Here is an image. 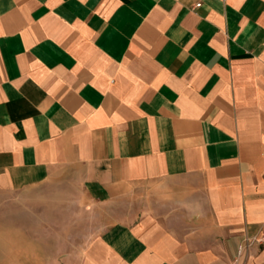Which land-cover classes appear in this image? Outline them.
I'll use <instances>...</instances> for the list:
<instances>
[{
  "label": "crops",
  "instance_id": "obj_1",
  "mask_svg": "<svg viewBox=\"0 0 264 264\" xmlns=\"http://www.w3.org/2000/svg\"><path fill=\"white\" fill-rule=\"evenodd\" d=\"M67 181L86 243L0 264H264V0H0V201Z\"/></svg>",
  "mask_w": 264,
  "mask_h": 264
},
{
  "label": "rangeland",
  "instance_id": "obj_2",
  "mask_svg": "<svg viewBox=\"0 0 264 264\" xmlns=\"http://www.w3.org/2000/svg\"><path fill=\"white\" fill-rule=\"evenodd\" d=\"M50 183L26 191L4 195L0 201V257L11 255L9 247L32 234L34 251L51 254L68 253L86 243L93 232V213L85 204L80 183ZM147 185L142 192L149 191ZM6 196V197H5ZM100 210V209H99ZM16 238L23 239L15 242ZM11 242H4L9 241ZM45 245L42 247V244Z\"/></svg>",
  "mask_w": 264,
  "mask_h": 264
}]
</instances>
